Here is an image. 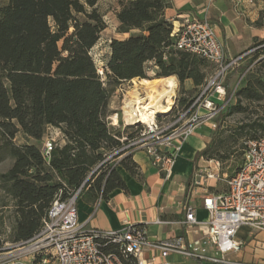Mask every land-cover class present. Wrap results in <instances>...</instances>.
Instances as JSON below:
<instances>
[{
    "label": "trees",
    "instance_id": "1",
    "mask_svg": "<svg viewBox=\"0 0 264 264\" xmlns=\"http://www.w3.org/2000/svg\"><path fill=\"white\" fill-rule=\"evenodd\" d=\"M96 3H0V155L5 152L13 159L10 168L0 173V184L14 200V242L26 241L39 230L58 194L64 199L77 190V197L91 190L96 197H106L115 188H125L117 164H110L105 155L125 142L106 120L118 85L133 78L156 81L176 76L183 92L180 104L185 107L209 76L203 57L175 47L173 23L164 14L171 0L119 1L117 31L127 36L110 40L99 75L89 51L106 24ZM251 48L263 52L264 38L256 39ZM235 73L234 69L226 76L227 93ZM186 79L193 85L189 90L182 87ZM238 92L261 100L264 78L255 76ZM238 106L228 104L221 114L228 115ZM48 126L59 130L61 143L56 141L46 157L42 141ZM19 132L32 141L14 143ZM210 146L208 142L196 158L207 156ZM119 164L137 173L130 154Z\"/></svg>",
    "mask_w": 264,
    "mask_h": 264
},
{
    "label": "built area",
    "instance_id": "2",
    "mask_svg": "<svg viewBox=\"0 0 264 264\" xmlns=\"http://www.w3.org/2000/svg\"><path fill=\"white\" fill-rule=\"evenodd\" d=\"M171 36L177 49L203 57L213 70L190 103L181 107L171 121L159 123L154 115L144 123L133 111L122 108L123 125H134L140 132L116 151L131 146L144 150L165 177L170 175L181 145L189 136L202 126L211 130L217 127V119L243 75L229 93L224 85L226 76L245 55L227 57L213 24L206 18L183 17L180 24H173ZM98 74L102 75L101 69ZM106 120L108 125L118 126L117 114L108 115ZM56 134L48 132L42 141L46 157L60 132ZM119 140L123 142L122 136ZM219 166L218 160L209 159L193 171L191 187L200 191L201 206L209 216L199 221L196 207L185 205V217L179 223L184 225L186 234L196 233L186 244L150 239L145 227L138 223H125L118 229L87 227L77 220V190L68 198L58 194L53 199L39 230L30 239L13 245L10 254L14 261L10 264H165L170 255L208 264H264L243 263L230 257L242 249L237 238L242 226L264 231V135L243 142L241 163L225 179L226 189L211 193L209 181L222 177Z\"/></svg>",
    "mask_w": 264,
    "mask_h": 264
},
{
    "label": "crops",
    "instance_id": "3",
    "mask_svg": "<svg viewBox=\"0 0 264 264\" xmlns=\"http://www.w3.org/2000/svg\"><path fill=\"white\" fill-rule=\"evenodd\" d=\"M171 1L172 6L164 11L166 18L173 24H180L185 16L208 19L229 58L243 54L256 39L264 38V24L256 23L261 13L264 14V5L260 0ZM176 80L178 82L177 78ZM192 86L189 79L182 83L184 90H189ZM204 128L209 129L206 126L198 128L181 145L168 177L151 163L144 150L131 153L137 173L131 174L119 163L120 169L116 168L125 188H115L106 197H96L93 191L85 190L76 198L77 220L86 223L87 227L99 229H118L125 223H138L145 227L150 239L170 244H186L196 233L186 234L184 225L179 223L185 217V205L189 203L196 207L195 215L199 221L206 220L209 216L201 206L200 191L191 187L195 167L206 163L203 156L196 158V154L209 141V132H205ZM52 130L59 132L57 128L48 126L44 138ZM215 184V181L209 182V192H218ZM157 220L172 223L160 224ZM237 238L242 242V249L239 253L231 254L232 259L243 263L264 261L263 230L242 226ZM166 261L165 264H208L178 255H170Z\"/></svg>",
    "mask_w": 264,
    "mask_h": 264
},
{
    "label": "rangeland",
    "instance_id": "4",
    "mask_svg": "<svg viewBox=\"0 0 264 264\" xmlns=\"http://www.w3.org/2000/svg\"><path fill=\"white\" fill-rule=\"evenodd\" d=\"M5 1L6 0H0V3H4ZM119 1L120 0H97L96 3V7L98 11L103 14V19L106 24L105 28L100 32L99 39L89 51L96 64L97 72L100 69L102 70L104 60L109 53L110 40L113 38L122 39L127 36V34L117 31L118 21L115 16V10L119 7ZM260 1L263 2L264 5V0ZM86 8L89 9L88 6H86ZM77 16L82 17L81 14H77ZM256 23L258 25L264 24L263 12L257 19ZM242 53H245V55L241 61L239 60L240 62L238 61L239 65H236L232 69H235L236 73L230 78L228 83L230 88H233L239 78L243 75L229 103V105L238 104L239 106L228 115H220V126H217L212 130L204 128L205 132H209L208 142L211 143V146L208 150L207 156H204L203 158L206 160L216 159L220 162L219 172L222 177L220 180L216 181L215 184V190L219 192L226 189L225 179L232 175L241 163L243 142L249 137L264 135V98L261 100L247 98L243 93L238 92L239 89L248 85L250 81L252 82L255 76L264 78V51L255 53V49L251 48ZM207 64V70L210 74L213 70V65L209 62H207ZM152 77V72L148 71V79H152ZM153 82L155 81H145L140 80L139 78H133L118 85L111 97L110 109L112 112L110 115L114 117V115L117 114L118 126H115L114 129L119 131L120 136H122V141H125L123 145H127L128 142L130 143V141H132V139L140 132L138 128L134 127V125H123L122 108H124L125 98L131 92L136 91L141 98L146 99L145 93L140 87ZM251 86H253V84ZM181 96H183L182 88L177 82L173 94L169 95L164 100V105L168 107L167 110L171 111L169 114H160L157 116V121H159V123H166L173 119L172 117L175 116L181 108ZM51 133L52 135H57L56 130H52ZM59 139L60 137L58 134L56 138L57 143H61ZM13 141L16 144H22L32 140L27 139L21 132H19ZM136 150L140 149H133L131 146L124 148L122 154L116 157H113V154L117 153V150L113 153L106 151L105 155L110 164H117L116 168L120 169L118 163L122 159V156L131 154ZM12 161L13 159L7 153L2 152L0 155V173L8 170ZM209 182L211 183L213 180H210ZM15 210L14 200L0 184V264H10V262L14 261L10 253L13 251V245L17 243L14 242L12 238L13 226L16 219Z\"/></svg>",
    "mask_w": 264,
    "mask_h": 264
},
{
    "label": "bare ground",
    "instance_id": "5",
    "mask_svg": "<svg viewBox=\"0 0 264 264\" xmlns=\"http://www.w3.org/2000/svg\"><path fill=\"white\" fill-rule=\"evenodd\" d=\"M176 85L175 76H168L141 86L146 99L141 98L136 91L131 92L124 101L125 112L133 111L139 121L149 122L156 113L167 111L168 107L164 105V100L173 94Z\"/></svg>",
    "mask_w": 264,
    "mask_h": 264
},
{
    "label": "water",
    "instance_id": "6",
    "mask_svg": "<svg viewBox=\"0 0 264 264\" xmlns=\"http://www.w3.org/2000/svg\"><path fill=\"white\" fill-rule=\"evenodd\" d=\"M171 111V110H170ZM169 110L165 111V112H160V113H156L155 116H159L160 114H169L170 113ZM90 176V174L88 175V177Z\"/></svg>",
    "mask_w": 264,
    "mask_h": 264
}]
</instances>
